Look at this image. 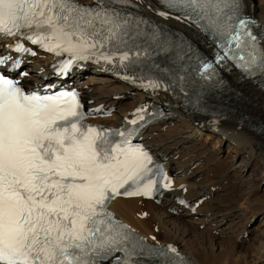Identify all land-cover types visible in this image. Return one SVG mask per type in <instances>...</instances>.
<instances>
[{
  "label": "snow or ice",
  "instance_id": "obj_1",
  "mask_svg": "<svg viewBox=\"0 0 264 264\" xmlns=\"http://www.w3.org/2000/svg\"><path fill=\"white\" fill-rule=\"evenodd\" d=\"M160 3L159 16L193 24L212 38L217 63L231 60L248 76H264V33H253L256 21L243 14L244 0ZM126 5L132 0H0V35L68 53L55 66L64 75L79 61L115 62L127 71L141 58L163 54L177 66L174 82L184 80L181 62L192 57L199 75L213 79V62L196 56L186 37L173 39L174 33L117 7ZM16 51L32 50L18 43ZM9 60L0 56V66ZM21 63L0 68V264H189L174 246L147 243L109 209L116 196H152L172 187L162 166L153 167L150 153L132 142L135 130L84 124L75 91H25L11 75ZM143 86L163 85L148 79ZM145 111L136 109L127 123L143 121Z\"/></svg>",
  "mask_w": 264,
  "mask_h": 264
},
{
  "label": "bare ground",
  "instance_id": "obj_2",
  "mask_svg": "<svg viewBox=\"0 0 264 264\" xmlns=\"http://www.w3.org/2000/svg\"><path fill=\"white\" fill-rule=\"evenodd\" d=\"M247 3L246 10L264 29V0ZM50 61V56L35 58L25 69L28 75L18 79L27 87L45 83L51 78ZM70 81L82 89L88 104L116 106L111 117L96 118L107 125L123 123L134 109L155 100L151 92L120 81L99 65ZM215 98L210 104L224 118L175 101L143 132L168 166L169 194L160 203L119 197L111 206L143 236L174 246L195 264H264V90L233 76Z\"/></svg>",
  "mask_w": 264,
  "mask_h": 264
},
{
  "label": "rangeland",
  "instance_id": "obj_3",
  "mask_svg": "<svg viewBox=\"0 0 264 264\" xmlns=\"http://www.w3.org/2000/svg\"><path fill=\"white\" fill-rule=\"evenodd\" d=\"M252 164H251V167L249 166V170H251L252 169ZM263 189H264V186L262 187ZM260 194H262V191L260 192Z\"/></svg>",
  "mask_w": 264,
  "mask_h": 264
}]
</instances>
